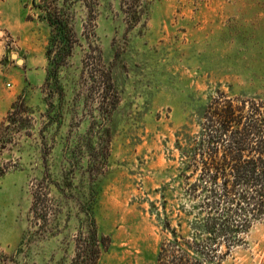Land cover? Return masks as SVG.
Segmentation results:
<instances>
[{
  "label": "rangeland",
  "instance_id": "1",
  "mask_svg": "<svg viewBox=\"0 0 264 264\" xmlns=\"http://www.w3.org/2000/svg\"><path fill=\"white\" fill-rule=\"evenodd\" d=\"M51 3L65 29L0 0V122L30 110L0 139V264H76L96 190V264H156L166 216L193 232L177 139L216 95L264 103V0ZM221 264H264V218Z\"/></svg>",
  "mask_w": 264,
  "mask_h": 264
},
{
  "label": "trees",
  "instance_id": "2",
  "mask_svg": "<svg viewBox=\"0 0 264 264\" xmlns=\"http://www.w3.org/2000/svg\"><path fill=\"white\" fill-rule=\"evenodd\" d=\"M42 1L43 18L53 28L65 29L58 7L51 0ZM57 41L53 35L51 43ZM262 107L263 102L236 103L224 94L216 95L199 113V130L186 134L183 143L177 139L181 153L178 178H184L185 194L193 200L188 211V215L193 214L189 220L193 232L185 237L170 228L166 216L164 223L172 237L160 242L156 264H221L242 240L244 225L264 218ZM24 111L30 110L24 98L19 97L0 122V139L4 137L5 121L16 123L17 114ZM96 194L97 190L91 192L85 210L96 239L77 245L76 264H96L103 250L98 238L103 236L96 231L93 213Z\"/></svg>",
  "mask_w": 264,
  "mask_h": 264
}]
</instances>
